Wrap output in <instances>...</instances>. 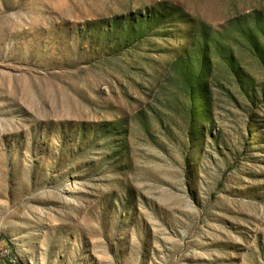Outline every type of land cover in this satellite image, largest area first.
I'll use <instances>...</instances> for the list:
<instances>
[{"label":"rangeland","instance_id":"rangeland-1","mask_svg":"<svg viewBox=\"0 0 264 264\" xmlns=\"http://www.w3.org/2000/svg\"><path fill=\"white\" fill-rule=\"evenodd\" d=\"M0 264H264V0H0Z\"/></svg>","mask_w":264,"mask_h":264}]
</instances>
